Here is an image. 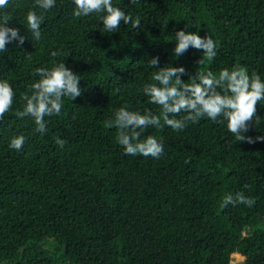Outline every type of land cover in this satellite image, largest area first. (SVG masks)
I'll use <instances>...</instances> for the list:
<instances>
[{
    "label": "trees",
    "instance_id": "obj_1",
    "mask_svg": "<svg viewBox=\"0 0 264 264\" xmlns=\"http://www.w3.org/2000/svg\"><path fill=\"white\" fill-rule=\"evenodd\" d=\"M141 26L121 23L106 33L95 15L74 17L73 0H55L43 12L41 39L27 30L34 0H10L0 10L24 43L0 52V80L14 92L0 120V264H264V142H239L225 122L207 118L177 132L150 127L141 134L162 140L163 155L131 156L105 122L122 106L143 114L144 85L158 67L219 73L246 68L264 81V0H112ZM217 43L212 61L202 51L176 57L175 32ZM58 55L52 57L51 52ZM63 62L80 76L81 95L64 98L60 116L47 117V132L34 131L22 111L23 95L39 79L36 68ZM189 75L181 79L187 81ZM245 136L264 137V101ZM23 136L20 151L9 148ZM65 140L61 149L55 141ZM250 185L251 189L246 188ZM255 198L221 208L226 194Z\"/></svg>",
    "mask_w": 264,
    "mask_h": 264
},
{
    "label": "clouds",
    "instance_id": "obj_2",
    "mask_svg": "<svg viewBox=\"0 0 264 264\" xmlns=\"http://www.w3.org/2000/svg\"><path fill=\"white\" fill-rule=\"evenodd\" d=\"M137 0H130L131 4ZM75 5L73 16L88 17L95 14L103 24L106 33L119 30L121 23L139 29V16L133 18L121 8L113 5L112 0H73ZM10 0H0V10L9 7ZM34 7L41 10L38 13L30 10L26 16L27 30L34 40L41 39V25L44 21L43 12L55 7V0H34ZM12 17L7 13L0 14V52L6 51V45L12 41L19 45L24 43V37L19 29L9 27ZM176 57L184 55L190 48L202 51L198 61H212L217 55V43L210 36L201 37L195 32L178 30L175 32ZM56 57L58 52L50 53ZM159 58L153 57L148 66L157 69L152 75L155 83H148L142 92L148 97V102L157 105L159 114H153L145 109L143 114L122 106L114 112V117L105 122L106 128L115 127L117 143L123 147L124 153L131 156H151L158 159L163 155L162 140L149 135L141 139L144 130L153 127L160 129L168 126L173 130L183 131L190 123H198L202 119L213 122H225L230 132L239 142L249 144L256 141L264 142V137L245 136L254 123L259 125L257 115L258 105L264 101V81L253 72L248 74L246 68H224L219 73L212 71H197L189 75L184 67L166 65L158 67ZM34 75L39 79L28 86L29 93L23 95L25 101L22 111L15 114L18 118L31 117L35 124L34 131L40 134L47 132V117L60 116L64 106V98L74 100L81 95L79 87L80 76L65 66L63 62L54 64L51 68H36ZM189 75L187 81L181 77ZM15 92L7 80H0V120L10 112L14 102ZM25 138L17 136L11 139L9 148L20 151ZM55 143L62 149L67 143L57 139ZM246 188L251 189L250 185ZM243 204L251 208L255 198L246 196L244 192L226 194L221 201V208L229 205Z\"/></svg>",
    "mask_w": 264,
    "mask_h": 264
},
{
    "label": "water",
    "instance_id": "obj_3",
    "mask_svg": "<svg viewBox=\"0 0 264 264\" xmlns=\"http://www.w3.org/2000/svg\"><path fill=\"white\" fill-rule=\"evenodd\" d=\"M242 263H243V260L240 259L239 257L237 256L232 257V264H242Z\"/></svg>",
    "mask_w": 264,
    "mask_h": 264
},
{
    "label": "rangeland",
    "instance_id": "obj_4",
    "mask_svg": "<svg viewBox=\"0 0 264 264\" xmlns=\"http://www.w3.org/2000/svg\"><path fill=\"white\" fill-rule=\"evenodd\" d=\"M232 264V263H231Z\"/></svg>",
    "mask_w": 264,
    "mask_h": 264
}]
</instances>
